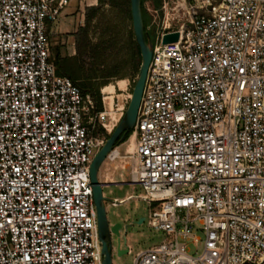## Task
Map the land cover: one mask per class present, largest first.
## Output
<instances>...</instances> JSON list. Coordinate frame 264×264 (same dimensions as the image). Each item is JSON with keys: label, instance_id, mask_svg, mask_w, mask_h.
Segmentation results:
<instances>
[{"label": "built area", "instance_id": "obj_1", "mask_svg": "<svg viewBox=\"0 0 264 264\" xmlns=\"http://www.w3.org/2000/svg\"><path fill=\"white\" fill-rule=\"evenodd\" d=\"M69 4L0 0V264H103L91 164L132 93L110 83L100 106L58 73L50 29ZM116 159L144 192L112 203L147 201L165 234L134 264H264V0H201L153 40Z\"/></svg>", "mask_w": 264, "mask_h": 264}, {"label": "rangeland", "instance_id": "obj_2", "mask_svg": "<svg viewBox=\"0 0 264 264\" xmlns=\"http://www.w3.org/2000/svg\"><path fill=\"white\" fill-rule=\"evenodd\" d=\"M82 0H79V2ZM78 0H70V4L62 12L59 20L52 27V35L50 36L53 43L52 57L55 58L59 50L62 57L77 54L76 33L86 25L87 9L93 6L99 7L97 14L93 17L90 26V36L93 43H97L103 34L106 23L110 17L115 16L116 12L109 3L102 5L100 0H83L81 10ZM201 0H144V9L146 13L145 27L151 32L155 42L162 32L168 29L178 28L188 23L193 16L200 14ZM81 5V2H80ZM119 20V19H118ZM120 25L119 42L101 58H92L90 55H83L84 64L82 74L84 77L90 76V68L98 60H103L101 68L112 64L116 60H124L130 57V49L128 47L129 40L133 44L135 38L132 20L127 19L125 25ZM134 68L126 69L122 75L111 78L108 82H120L124 87V80L129 81V91L133 93L136 80L138 78ZM105 85V86H106ZM100 87V96L102 93ZM100 100V101H101ZM101 103V102H100ZM110 136V135H109ZM131 144V135L124 142L118 144L120 153H126V149ZM132 146V145H131ZM130 146V147H131ZM123 161L121 159L106 160L100 169V180L104 184V196L110 200L106 201V210L111 225L121 223L120 236L113 235V263L114 264H134L137 254L149 247L162 242L165 237L164 232L150 228L148 221L139 223L141 218L147 219L150 213V206L147 201L139 197L131 198L120 204H113L112 200L124 199L129 195H140L144 192L139 184L131 183V170L119 167ZM118 167V168H117ZM117 183H113V180ZM198 235L202 238L201 232ZM119 239L123 249L130 248L129 253L119 255ZM189 250L192 254L200 253L202 243L195 245L192 241L188 242Z\"/></svg>", "mask_w": 264, "mask_h": 264}, {"label": "trees", "instance_id": "obj_3", "mask_svg": "<svg viewBox=\"0 0 264 264\" xmlns=\"http://www.w3.org/2000/svg\"><path fill=\"white\" fill-rule=\"evenodd\" d=\"M100 3L104 5L109 3L116 14L107 21L106 28L100 37L99 42L93 43L90 36V26L93 17L97 14L99 7L93 6L87 9L86 12V25L82 26L76 33V48L77 54L67 57H62L59 50L54 58L57 66V71L60 75L67 76L77 83L83 93L92 94L101 106L100 87L108 84L111 78L122 75L126 69L130 67L134 68L139 75V70L142 63V55L139 45L135 38H133V44L129 40L128 47L130 49V57L124 60H116L112 64L101 68L103 60H98L90 68V76L84 77L82 74V67L85 61L82 59L83 55H90L92 58H101L108 51L115 47L120 38V25H125L127 19L132 20L131 15V1L130 0H100ZM144 22L146 13L144 9V0H142ZM119 19V20H118ZM122 27V28H123ZM146 31L147 28L145 27ZM153 39V38H152ZM83 61V63H81ZM133 130H130L122 142L126 141L132 134ZM121 142V143H122Z\"/></svg>", "mask_w": 264, "mask_h": 264}, {"label": "water", "instance_id": "obj_4", "mask_svg": "<svg viewBox=\"0 0 264 264\" xmlns=\"http://www.w3.org/2000/svg\"><path fill=\"white\" fill-rule=\"evenodd\" d=\"M131 1V15L133 31L135 40L140 47L142 55V63L139 70V75L133 88L132 98L125 112L124 117L120 123L116 126L114 131L108 137L104 146L97 152L92 164H91V182L93 185L94 201L97 207L98 224L100 239L102 241V251L104 254L103 264H113V235H119V228L122 227L121 223L111 225L108 219L106 210V201L110 200L103 193L104 184L100 180V169L107 159L108 154L122 142L125 135L136 125L139 108L141 105L143 92L148 76V70L153 57V39L150 33L145 29V22L143 16L142 0H130ZM179 39V33L173 32L165 34L163 37V43L175 42ZM144 222V218L139 220V223ZM119 255L128 253V249H121V240L119 239Z\"/></svg>", "mask_w": 264, "mask_h": 264}, {"label": "crops", "instance_id": "obj_5", "mask_svg": "<svg viewBox=\"0 0 264 264\" xmlns=\"http://www.w3.org/2000/svg\"><path fill=\"white\" fill-rule=\"evenodd\" d=\"M78 2H79V0H78ZM80 2H81V5H80ZM79 2V7H78V10H81L82 8H83V6H82V1H80ZM66 9V8H65ZM65 11V10H64ZM54 25V24H53ZM53 25H51V32H50V36L52 35V27H53ZM51 38V37H50ZM51 45H52V50H53V43H52V41H51Z\"/></svg>", "mask_w": 264, "mask_h": 264}, {"label": "bare ground", "instance_id": "obj_6", "mask_svg": "<svg viewBox=\"0 0 264 264\" xmlns=\"http://www.w3.org/2000/svg\"><path fill=\"white\" fill-rule=\"evenodd\" d=\"M114 88H113V85H107L106 86V90H113ZM133 147V145L130 147V148H132Z\"/></svg>", "mask_w": 264, "mask_h": 264}, {"label": "flooded vegetation", "instance_id": "obj_7", "mask_svg": "<svg viewBox=\"0 0 264 264\" xmlns=\"http://www.w3.org/2000/svg\"><path fill=\"white\" fill-rule=\"evenodd\" d=\"M148 32L150 33V36L152 37L151 32L150 31H148ZM119 231H121V228H119Z\"/></svg>", "mask_w": 264, "mask_h": 264}]
</instances>
